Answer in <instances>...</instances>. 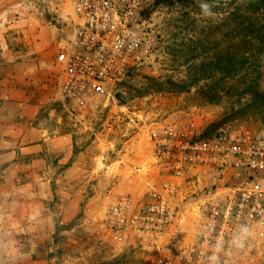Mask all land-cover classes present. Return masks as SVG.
I'll list each match as a JSON object with an SVG mask.
<instances>
[{"label":"rangeland","instance_id":"374dc122","mask_svg":"<svg viewBox=\"0 0 264 264\" xmlns=\"http://www.w3.org/2000/svg\"><path fill=\"white\" fill-rule=\"evenodd\" d=\"M200 1L184 2L194 32L180 35L196 44L180 57L170 53L172 0L146 2L140 30L157 36L156 50L112 82L81 120L62 97L56 64L68 33L64 0H0V264H137L136 252L110 246L102 223L107 199L141 191L145 178L113 162L133 152L134 165L143 163L150 135L172 122L264 135L262 90L243 87L235 66L214 64L218 39L235 42L231 2ZM208 29L216 30L210 48L198 41ZM34 128L45 130V147ZM59 135L71 137L61 148ZM123 179L127 189L118 187Z\"/></svg>","mask_w":264,"mask_h":264},{"label":"built area","instance_id":"2783aa9c","mask_svg":"<svg viewBox=\"0 0 264 264\" xmlns=\"http://www.w3.org/2000/svg\"><path fill=\"white\" fill-rule=\"evenodd\" d=\"M149 0H64L68 33L56 55L60 91L84 120L108 86L156 50L140 30ZM136 166L145 187L111 195L102 227L137 264H258L264 260V135L249 127L206 133L172 122L149 137Z\"/></svg>","mask_w":264,"mask_h":264},{"label":"trees","instance_id":"16d2710c","mask_svg":"<svg viewBox=\"0 0 264 264\" xmlns=\"http://www.w3.org/2000/svg\"><path fill=\"white\" fill-rule=\"evenodd\" d=\"M158 1L163 2V0ZM204 1L209 5L217 4L215 5L217 7H221L225 2L230 1L232 8L230 18L236 28L234 29L235 42L231 45L226 46L218 39L219 53L214 64L219 71H223V68L226 67L235 66L238 70V79H242L241 85L243 87H253L260 92L262 90L264 96V83H261L263 69L262 61H260V59L264 60V0H201L199 4H203ZM184 2L185 0L168 2L172 13L175 12L177 16L170 23L172 30L169 37L173 46L170 53L179 57L185 52V48H188V54H194L195 49H192L191 46L196 44L194 38L191 37L185 42L186 37L181 36L184 31L194 32L193 22H195L190 10L186 9ZM203 10L209 14L208 9L204 8ZM192 13H194V10H192ZM215 33L216 30H204V35L199 37L198 41L199 39L202 40L205 46L210 48L212 40L216 38ZM178 40L182 41L177 42ZM179 48H181L180 51ZM245 64L247 66H244Z\"/></svg>","mask_w":264,"mask_h":264},{"label":"crops","instance_id":"0c3cea01","mask_svg":"<svg viewBox=\"0 0 264 264\" xmlns=\"http://www.w3.org/2000/svg\"><path fill=\"white\" fill-rule=\"evenodd\" d=\"M94 106L95 105H93L91 107V109H93ZM34 129H35L36 132H38V135H37L38 136V140H39L38 141V146L40 145V146L45 147L46 146V143H47V140L49 138V137L46 136L45 130L44 129H39V128H34ZM69 138H71V137L70 136L69 137H65L64 135H59L58 137H55V140L58 143L57 146L59 148H61L62 147V143L65 142L66 140H69ZM149 151H150V149H149ZM134 155L135 154L133 152L122 154L121 155L122 157L120 159L115 160L112 165L117 166L119 168L118 170L120 172H122V173L123 172L136 171V166L134 165ZM145 160H144V162H145ZM138 161H140V160L138 159ZM143 163H141L140 165H142ZM133 165H134V167H133ZM140 165H137V166H140ZM125 181H126V179L121 180V183H119V186L118 187L119 188L127 189L129 187V185L128 184H125L124 183ZM129 182L132 183V181H130V180H129Z\"/></svg>","mask_w":264,"mask_h":264}]
</instances>
